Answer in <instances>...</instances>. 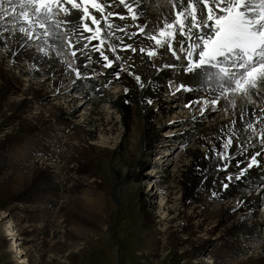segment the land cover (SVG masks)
Wrapping results in <instances>:
<instances>
[{"label": "bare ground", "instance_id": "6f19581e", "mask_svg": "<svg viewBox=\"0 0 264 264\" xmlns=\"http://www.w3.org/2000/svg\"><path fill=\"white\" fill-rule=\"evenodd\" d=\"M208 2L212 4L213 9L219 5L221 14L217 15L215 11L209 10L206 15L205 10H202L206 7V5H203V0H124L123 5L118 7L120 12L114 15H110L114 11H109V7L117 5L118 2L116 0H92L88 4H85V0H74L71 14L73 17H78L79 21L75 23L74 29H63L61 34L64 38L66 37L67 42L71 43L73 49L82 47L83 43H85V48L82 49L85 52V56H89L88 51L90 49L98 52L100 47L109 52L110 60L101 56L99 58L108 67L109 65L113 66L111 77L105 74L102 78V85L104 86L111 80L116 79L122 84V90L120 89L117 92L115 99H113L114 95L112 96V103L109 101L111 103L110 108L124 118V133L121 138V144L126 135L131 132V129H134V123L139 113H142V119L144 120V133L142 134L145 140L143 145L147 148L156 138V134L149 127L150 121L156 115H169L168 111H172L173 107L177 108L186 102V100L178 101L181 91L180 93L173 92V89L169 91L168 86L164 88V84L167 83L169 77V62L167 58L173 69L182 67L188 73L200 75V77H202L200 73H205L207 70H210L213 74L217 73V69L214 67L201 68L200 70L188 69V65L193 62V55L197 58L200 53L194 47L205 42L203 37L212 32L216 23L215 19L222 16L223 9L231 6L232 0H208ZM24 3L19 1V3L11 4V7L14 11ZM248 3H251L253 7H259L258 11L264 10V0H251V2L248 0ZM125 4H128V6L125 7ZM130 8H132L131 12ZM87 10L93 13L100 12V15H96L93 23L92 21H87V19L84 20V11ZM178 10L180 14L176 13ZM49 11L52 12L53 10L50 9ZM8 12L9 10L0 8V125H3L5 129L2 133L0 132V141L4 142L9 135L22 131L25 134L20 136L19 139L24 144L19 150L20 154L22 152L25 157H30L29 155L36 153L41 158H46L45 160H48V162H51V160L54 162L56 158L64 162L78 161L79 169L75 170L69 165L62 166L60 174H55L56 171L49 169L50 166L48 164L46 166L43 160L33 165L30 164L28 168L20 166L17 173L10 172L9 175L0 180V200L4 201L8 196L21 190L32 179L37 180L36 188L41 194H47L50 189L53 190L60 185L62 190H67L65 192H73L74 187L94 189L95 184L88 180V177L85 179V176H87L85 174L88 172H82L83 170L81 169L86 163L97 164V160H100L102 156L94 150L95 147L90 141L95 138L93 127L99 128L103 125V116L108 114L104 108V104H108L106 97L93 98L88 96L87 93L83 94L85 92L83 91L84 88L78 87V81L73 78L71 71L68 69V63L65 59H62L66 54L64 52L59 54L60 49L54 47L51 42L47 41L45 44H41L40 37L37 35L40 33L41 37H44L45 30L35 27L36 31L34 30L33 34L29 36L27 33L33 30L31 28L33 26L26 24L28 29L20 30L19 26L16 25V23L21 22L20 19L18 21L14 18L11 19L12 13L9 16ZM121 14L124 15L123 19H121ZM209 20L212 21L211 25L208 23ZM85 23L89 25L91 35L86 33L89 28ZM20 27L24 28L25 25L22 24ZM84 34L87 36H84ZM88 35L95 37V40L92 41ZM172 48L175 52H171ZM161 50H164L163 52L166 56L155 55L157 51ZM13 53H17V55L14 56L12 55ZM72 56H75L76 65L80 66L83 60L82 54L80 52H72ZM183 56L189 58L187 65ZM126 57L130 59L123 62ZM96 66L95 62L91 65L92 68H96ZM121 69H124V71ZM238 76H241L239 80H237ZM68 77L69 80L67 82L70 85L72 84V88L67 91L65 88L62 89L61 84ZM243 77L244 74L238 72L234 76L227 78V82L221 85L211 83V86L205 85L198 77L191 78L197 89L193 91V94L187 92L186 97L192 99L195 96L200 99H211L214 101L216 106L208 107L205 111L208 115L207 118L211 119L214 117L215 120L211 125L202 129V132L199 130L197 132L193 131L191 128L196 125L189 122L192 126L187 132L182 134V138L189 137L192 143L182 152L178 161L175 162L171 158L172 152L169 154L170 157H167L168 154L166 153V156L164 152L161 156L164 158H162L163 161L160 164L155 163L154 166L150 164V168L153 167L151 172H154L155 176L162 173L166 181L168 180L167 178L171 179L176 173L180 172L178 175L181 176L182 181V184L178 185L180 186L178 190L180 197L178 199L179 202L176 204L178 208L175 212L168 211L165 204L167 198L164 201L160 197L156 203V213L162 217L167 210V212L171 213V215H167L168 219L174 218L175 224L173 228L169 225L166 226L161 245L158 248L155 247L157 251L153 253L156 255V260L150 259L151 264H166L164 261L162 262V259L165 258L163 253L174 248H178L180 252H183L184 257H187V254L192 256L185 261V264H214L212 263L213 257L221 259L225 254L217 248V243L221 241L220 234L222 232L226 230L233 231L239 225L244 227L248 224V216L251 218L250 225L254 223L258 227H264V214L260 215L259 212L253 210V204H259L261 200H264V181L262 179L264 171L261 170L258 174L251 166V161H255L253 157L264 154V75L259 74L255 80L248 79L246 81ZM70 80L73 81L70 82ZM181 81L183 79H178L177 82ZM162 90L165 92L169 91L168 94L171 97L169 96L167 101L160 98ZM235 90L237 91L234 92ZM76 93L78 96L75 95L73 99H67L69 94L73 95ZM62 97L65 98V107L60 105ZM149 100L152 102L148 103ZM152 105L156 106L155 111L151 110L150 107ZM80 110H84L80 114V118H82L81 124H76L74 121L72 123V115L75 112L80 113ZM77 116L79 117V115ZM12 122H14V125L7 127ZM108 134H111V132L109 131ZM32 135L34 136L31 137ZM177 136L175 133V135H170L167 139L161 137L163 143H167H165L166 147L161 148L160 151L174 150L168 141H170V137L174 138ZM20 146L22 145L20 144ZM33 146L35 147L31 148ZM3 147L4 144H1L0 151ZM200 149H203V151ZM214 152L219 155L212 162L211 157ZM203 156H207V160H204ZM5 158L6 156L0 153V160L5 161ZM243 158H250V161L245 166H240V169H232ZM36 161L39 160L36 159ZM131 161L120 170L124 182L131 180L135 174L137 176L140 173L134 170ZM169 165L173 168L167 170L166 168ZM16 167L14 163L12 166L13 170H16ZM231 170L232 174L237 175L238 178L249 177L248 175L253 173L252 178L261 182V191L258 194L253 193L250 197L241 195L237 202L232 199V206H229V204L223 206L224 204L221 203L218 206H216L217 204H207L203 198L198 201V198L187 201L190 193L194 192L195 187L192 185L194 182L191 180V174L202 175L203 177L205 172L211 171L210 173L216 176L219 174V177L223 176L224 178V176L231 174ZM171 171H174L173 175H171ZM73 173L75 175L80 174L81 177L76 178ZM151 177L156 179L154 176ZM200 179L201 177H199ZM64 180L67 185L63 183ZM57 181L60 185L56 184ZM202 183L206 182L203 181ZM195 184L197 185V183ZM190 185H192L191 188L193 187V190L186 192L187 186ZM248 188H253L252 184ZM225 192L228 194V190H225ZM88 193L90 196H87V204L91 205V200L94 198L92 193L94 192L90 190ZM40 200L43 202V208L46 206L44 205L45 203L49 204L50 202L48 197L40 198ZM71 200L75 201L72 202L74 205L70 208L71 211L66 206L62 210L65 216L69 218L67 229L71 232H77L80 230L78 223L75 225L70 215L72 211L78 214L81 213L78 212L76 204L78 201L74 197H71ZM203 204L205 209L201 210L199 206ZM235 206L237 210L232 214L228 213L229 209ZM11 207H7L6 210H1L0 208L1 229L3 218L9 217L6 212ZM24 208L25 212L26 209H29V207ZM225 213L227 217L224 216ZM91 217L92 215L88 216L89 221L92 220ZM20 218L15 215L11 216L8 220L12 221L13 224L9 223L5 227V229L9 228L7 235L11 237L8 241L13 240L14 244H16L14 251L18 253L17 255L22 254V256L18 257L16 264H30L33 258L31 251L35 249L36 253H38V261L35 264H43L40 260L43 249L41 250L40 248L45 245V234L37 231L36 236L33 237H27V234L23 235V233L31 230H25V224L22 226L18 224L21 222ZM240 219H242V222ZM235 222L236 226L234 225ZM62 232L61 230L60 233L62 234ZM152 232H145V238L151 239L154 234L159 233L156 230ZM86 236L84 233V244L82 242L80 246L76 247V250H72L74 254H71V258L77 254L79 256L78 260L83 259L84 247L82 245L88 247L89 244L87 243L89 239ZM34 239H40L41 244H27L28 241ZM8 241H2L5 247L8 246ZM17 241H22V243L18 244ZM24 242L25 245H23ZM245 243L249 242L245 241ZM38 245L39 248H36ZM247 250L253 251L254 248L247 246ZM257 251L258 249H255L251 253L252 255L246 258V248L242 251L238 249L239 258L226 257L225 259L231 264H264V254L262 255L260 251ZM9 252L12 253V250H9ZM198 253L205 255L204 259L199 263L193 259L196 254L199 255ZM208 255L210 257H206ZM58 259L56 258V263L53 261L51 264L67 263L66 261L60 262Z\"/></svg>", "mask_w": 264, "mask_h": 264}, {"label": "rangeland", "instance_id": "374dc122", "mask_svg": "<svg viewBox=\"0 0 264 264\" xmlns=\"http://www.w3.org/2000/svg\"><path fill=\"white\" fill-rule=\"evenodd\" d=\"M61 87L62 89L66 88L63 83L61 84ZM116 87L117 85H114L112 90ZM118 91L119 89L117 87L115 91L110 94V97H106V100H112L111 96L113 95V99H115V95ZM165 96L166 94L164 93V98ZM69 98L70 97L67 99ZM64 99L65 98L62 97L63 103L62 100H60V105L62 107H65L66 105ZM104 108L108 114L103 116V125H101L99 128L93 127L95 138L94 140L90 141L95 147L94 150L97 153H100L102 156L100 157V160H97V164L86 163L82 169L80 168L83 170L82 172H88L85 174L87 175L85 176V179L88 177V180H91V182L95 184L93 187L94 189H89L86 187H74L73 192H65L67 190H62V187L60 188V183L57 181L56 184L60 186H57L53 190L50 189L47 194H41V192L39 193L38 188H36L37 180L32 179L26 184V186L29 184L27 187H22L21 190H18L14 194L8 196L4 201L0 200L1 210H6L7 207L13 206L8 210V212H6V215L8 214L9 217L6 219L5 217L3 218L2 229L0 227V264H16L18 257L22 256V254L17 255L18 253L14 251L16 244H14L13 240L10 242L8 241V239H11L10 235H7L9 228L5 229L9 223H12V221H9L8 219L13 215L19 218L21 217V222L18 223L20 226L25 224V230H31L30 232L28 231L23 233V235L27 234V237H33L36 236L37 231H41L45 234V245L43 248L42 246L40 248L41 250L43 249L42 257L40 259L43 264H51L53 261L56 263V258L58 259V257V261H66V264H151V260H156V255L153 253L157 251L155 247L158 248L161 245V239L163 238V232L165 231L166 226L169 225L173 228L175 224L174 218L168 219L167 215H171V213L167 212V210L166 213H163L164 216L162 217L156 213V203L160 197H162L164 201L166 198H168L167 202H165V204H167V209L168 211L175 212L178 208L176 204L179 202L178 199L180 197L178 191L180 186L178 185H181L182 181L181 176L178 175L180 172L176 173V175H174L171 179L167 178L168 180L165 181L166 178H163L162 173H160L161 175L158 174L155 176L154 172H151L153 171V167L150 168V166H154L155 163L160 164L163 161L162 158L164 157H161L163 155V151L160 150L161 148L166 147L165 143L167 142L163 143L162 138L165 137L167 139V137H169L171 134L173 135V133L179 135L178 128L182 129L183 127L192 126V124L188 123L187 117H185V114L179 108L173 107L172 111H168L170 116H165L163 114L156 115V119H151L152 121H150L151 124L149 126L152 128L151 131L156 134V138L154 141H152V143H150V146L148 145L149 147L147 146V148H145L143 145L145 140L142 134L144 133V120L142 119L143 114L139 113L138 118L136 119L137 122L135 121L134 123V129H131V132L129 131L130 133L126 135V138L123 139L121 144V138L124 133V118L121 114H117L115 110L110 108L109 104L105 103ZM150 108L151 110L155 111L156 106L154 107V105H152ZM79 112L80 113L75 112L72 115V123L74 121L76 124H81L82 118H80V114H82L84 110H80ZM77 115H79V117ZM211 120L212 118L210 120H207L206 118V121L202 123L203 125L201 127H197L196 125V128H200L199 131L202 132V129L211 125L209 123H213ZM13 123L14 122L6 126L10 127L11 125H14ZM4 130V126L0 125V132L2 133ZM109 131L111 134H108ZM24 134L25 133L22 131H17L9 135V137H7L4 142H2V140L0 141L2 142L1 144H4V147L1 149L0 153L6 156L5 161L0 160V180L9 175L10 172L17 173V170L20 166L28 168L30 164L33 165L37 162H41L42 160L45 162V165L48 164L50 166L49 169H54L56 171L55 174H60L62 166L69 165L75 170L79 169L78 161L64 162L58 160L59 158H56V161L52 162L51 160V162H48V160H45L46 158H41L36 153L29 155L30 157H25L22 152L20 154L19 150L24 144L20 142L19 139L20 136H23ZM33 136L34 135L31 137ZM171 139L172 138L170 137V140ZM132 142L134 146L132 145ZM168 143L171 145V147H174L175 144H178V139H175L174 137L173 141H168ZM20 144L22 146H20ZM34 147L35 146L31 148ZM200 150L203 151V149ZM173 153L174 152L171 153V158H173V160L176 162L182 153ZM206 157L207 156H203L202 158L207 160ZM36 159L39 161H36ZM129 161H131V164H133L132 167L134 170L140 173L137 176L135 174L131 180H126L124 182L123 177L120 174V170H122ZM14 163L17 166L16 170H13L12 168ZM171 165H169L166 169H172L173 167ZM180 169L182 168L180 167ZM210 172L211 171L208 173L205 172L204 176H206V174L209 176L211 174ZM173 174L174 171H171V175ZM73 175H75V173H73ZM75 176L76 178L81 177L80 174H76ZM151 176H154L156 179H153ZM199 177L202 178V175L197 176L195 174H191V180L194 182V184H192V182H190V184L195 186L194 189L200 184L204 187L207 186L206 188L208 191L214 190V174H211V176L204 179V182L206 183H201ZM63 183L67 185L65 180ZM195 183H197V185ZM162 185L166 187L161 192ZM192 185L187 186L186 192L193 190V187L191 188ZM219 185L220 183L217 181L215 188L218 189ZM90 190L94 192L92 193L94 198L91 200V205L87 204V196H90L88 193ZM10 193H12V191H10ZM44 197H48L50 200L49 204H44L46 205L45 208H43V202L40 200V198ZM71 197H74L75 200L78 201L76 204L78 212L81 213L78 214L72 211L70 215V218L75 222V225L78 223L80 230L77 232H71L67 229L69 218L65 216L62 210L66 206L69 208L68 210L71 211L70 208H72L74 205L72 202H75L71 200ZM175 200L177 201L174 202ZM221 204L226 206L229 203L222 202ZM24 207H29V209H26L25 212ZM232 209L233 208L229 209L228 213H233L231 211ZM87 214L92 215L91 221L88 220L89 215ZM42 222L43 224L46 223L43 230L42 227H40ZM61 230L63 231L62 234L60 233ZM153 230H156L159 233L154 234L151 239H146L145 232H152ZM84 233L87 235L86 237L90 241H87V243H89L88 247L86 245H82L84 247V252L82 254L83 259L81 258L78 260L79 256H77V254L71 258V254H74L72 250H76V247L80 246L82 242L84 244ZM3 240L8 241L7 247L3 245ZM17 242L18 244L22 243V241ZM32 243L39 245L41 244L40 239H34L27 242V244ZM23 245H25V242ZM39 245L36 248H39ZM9 250H12V253L9 252ZM35 250L31 251L33 258L31 259L30 264H35L38 261V253H36ZM198 254L199 255L196 254L193 258L194 261L197 260V263L201 262L205 256L203 253ZM163 256L165 258L162 259V262L164 261L166 264H185V261L190 259L189 257H192L188 254L186 255L187 257H184L183 252H180L178 248L164 252Z\"/></svg>", "mask_w": 264, "mask_h": 264}, {"label": "snow or ice", "instance_id": "6c2138e0", "mask_svg": "<svg viewBox=\"0 0 264 264\" xmlns=\"http://www.w3.org/2000/svg\"><path fill=\"white\" fill-rule=\"evenodd\" d=\"M91 2H92V0H85V4H88V3H91ZM203 3L206 5V7L204 8L206 15L209 13V10H213V11H215V13H216L217 15H220V14H221V10H220V6H219V5H218L215 9H213L212 4H210V3L208 2V0H203ZM45 7H46V5H44V4H40V6L38 7V10H37V18L40 16L41 12L44 10ZM192 7H193V4H192ZM233 7L236 9V14L238 15V14H239V8H238V6L234 4ZM229 11H230V13H231V10H229ZM176 13H177V14H180V11L178 10ZM85 19L90 20L88 16H86V17L84 18V20H85ZM233 19H234V17L230 16L229 19H228L227 21H220V23H221V24H227L228 27H227L226 30H229V31H230V30H231V27H232V24H231L230 21H232ZM94 20H95V18L92 17L90 21H92V23H93ZM208 23H209V25H211L212 21L209 20ZM85 25L89 28V31H87L86 33H89V35H91V31H90V27H89V25H88L87 23H85ZM171 27H173V25H171ZM155 39H157V38L155 37ZM157 40H158V39H157ZM92 41H94V40H92ZM182 47H183V46H182ZM171 52H175L173 48H172ZM12 55L15 56V55H17V53H13ZM192 59H193V62H195V56H194V55H193ZM185 64L187 65V61H185ZM109 67H111V65H109ZM178 91H188V89L185 88V87L181 84V85L178 86ZM151 102H152L151 100L148 101V103H151ZM258 158H259V155H256L255 157H253V159L256 160V161L259 160Z\"/></svg>", "mask_w": 264, "mask_h": 264}]
</instances>
